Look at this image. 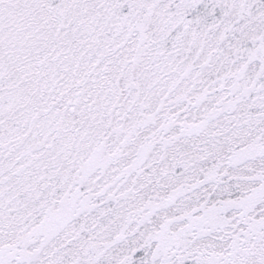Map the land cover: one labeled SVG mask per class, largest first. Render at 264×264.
<instances>
[{"label":"snow or ice","instance_id":"1","mask_svg":"<svg viewBox=\"0 0 264 264\" xmlns=\"http://www.w3.org/2000/svg\"><path fill=\"white\" fill-rule=\"evenodd\" d=\"M0 264H264V0H0Z\"/></svg>","mask_w":264,"mask_h":264}]
</instances>
